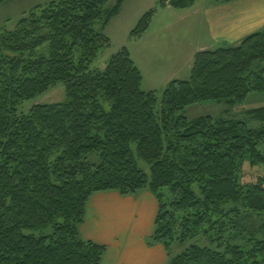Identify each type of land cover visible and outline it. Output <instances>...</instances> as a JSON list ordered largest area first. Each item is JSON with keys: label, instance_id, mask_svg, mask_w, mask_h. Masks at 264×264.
<instances>
[{"label": "trees", "instance_id": "16d2710c", "mask_svg": "<svg viewBox=\"0 0 264 264\" xmlns=\"http://www.w3.org/2000/svg\"><path fill=\"white\" fill-rule=\"evenodd\" d=\"M108 1H54L0 34V264H101L105 246L79 233L96 193L149 190L158 205L150 245L168 256L174 244L211 229L228 204L264 214V180L244 193L236 181L244 157L264 164V108L249 114L258 129L241 120L189 122L182 114L194 105L236 106L264 94V33L197 53L189 81L169 82L158 101L142 90V74L125 48L92 69L110 47L97 27L105 29L126 0L105 15ZM198 1L158 5L186 11ZM154 14L141 17L130 40L142 38ZM59 84L64 103L20 112ZM167 264H264V241L217 250L192 245Z\"/></svg>", "mask_w": 264, "mask_h": 264}, {"label": "rangeland", "instance_id": "374dc122", "mask_svg": "<svg viewBox=\"0 0 264 264\" xmlns=\"http://www.w3.org/2000/svg\"><path fill=\"white\" fill-rule=\"evenodd\" d=\"M58 0H6L0 3V34L11 32L23 18L27 17L35 8L45 7ZM118 0H109L104 8V14L111 11ZM159 0H126L120 14L111 19L105 29L98 31L110 42V47L102 51L96 58L92 69L100 70L109 59L122 49H127L132 55L136 67L141 72L144 84L142 90L153 92L158 101L169 79L174 73L175 65L179 62L172 60L177 48H193L195 45L207 44L208 35L205 27L201 25L199 17L189 14L192 11H178L169 7H160ZM209 0H199L198 4L208 3ZM150 11H155L149 31L145 35L149 40V47L142 50L141 38L130 40V33L135 29L141 17ZM189 14V15H188ZM188 15V16H187ZM187 16V17H186ZM175 28V29H174ZM174 31L177 33L174 41ZM146 40L143 45L145 46ZM48 45L39 52L46 53ZM193 63L191 65L192 69ZM191 70H182L179 77L183 81H189ZM65 101V89L59 84L45 95L26 102L20 107V112L27 114L33 106L61 104ZM108 109V106H104ZM264 108V94L252 93L246 101L236 106H228L225 103L199 104L186 108L182 114L189 122L200 118L210 117L214 120H241L252 129H258L262 125L250 120V112ZM264 153V148H261ZM95 156L91 155L90 157ZM142 171L148 173V168L139 162ZM236 181L243 189L257 185L264 180V164L251 165L248 157L238 162ZM264 186V182H261ZM152 194L145 189L136 193L138 197ZM204 228V232L186 244L176 243L172 246L170 256L165 254L162 264H167L173 257L183 253L188 247L195 245L201 248L217 250L219 246L235 245L248 246L249 241H264V214H254L248 211L242 204H228L222 209V214L212 218L214 223ZM151 239H148L150 243ZM157 245V244H156Z\"/></svg>", "mask_w": 264, "mask_h": 264}, {"label": "crops", "instance_id": "0c3cea01", "mask_svg": "<svg viewBox=\"0 0 264 264\" xmlns=\"http://www.w3.org/2000/svg\"><path fill=\"white\" fill-rule=\"evenodd\" d=\"M198 2L186 11L199 17L208 42L190 49L177 48L172 60L179 63L174 66L175 71L169 75L166 84L183 81L179 75L185 68L191 70L197 53L234 48L246 38L264 33V0H237L229 4L208 1L201 5ZM147 32L141 38L142 50L150 48L149 40L144 39ZM175 36L174 31V41L178 43ZM157 208L155 198L147 192L141 198L138 195L122 197L116 192L96 193L86 206L80 236L84 241L105 246L101 264H162L166 254L164 249L148 242L154 233Z\"/></svg>", "mask_w": 264, "mask_h": 264}]
</instances>
